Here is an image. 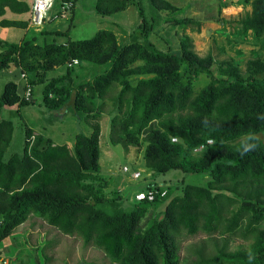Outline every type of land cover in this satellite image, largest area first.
Masks as SVG:
<instances>
[{
  "label": "trees",
  "instance_id": "16d2710c",
  "mask_svg": "<svg viewBox=\"0 0 264 264\" xmlns=\"http://www.w3.org/2000/svg\"><path fill=\"white\" fill-rule=\"evenodd\" d=\"M130 3L95 0L94 9L111 15ZM136 4L140 22L132 35L142 37L145 44L136 40L118 45L109 29L89 38L44 40V44L35 35L20 42L0 38V69L9 63L15 67L14 78L4 83L0 93V109L24 105L27 82L19 78L22 73L30 83H38L55 67L74 59L78 66L105 65L93 82L77 83L70 76L71 67L63 76L49 78L42 92L43 105L50 112L67 107L76 118L94 120L102 114L97 98H104L117 81L110 142L142 147L144 168L152 174L179 169L210 178L205 184L186 183L177 194L170 191L174 185L155 183L167 190L163 198L133 199L129 205L106 210L103 206L115 203L118 196L107 197L104 190L107 181L99 170L97 121L89 135L76 134L74 153L66 143L55 144L31 128L25 127L17 141L14 121L0 115V241L32 212L61 232L78 234L86 244L100 247L118 264H264V143L243 157L236 150L242 133L264 134V120L258 119L264 115V77L213 76L208 67L192 61L187 35L175 51L157 48L148 38L159 14L155 11L172 12L175 7L166 0ZM29 7L24 0H0V15L5 8L29 13ZM165 22L182 29L200 26L199 20L190 17H168ZM27 24V20L0 21L2 26ZM238 24L243 33L264 32V0H253L251 11ZM162 59L174 60L182 69L156 71V66L164 67L158 62ZM131 73L152 75L131 80ZM202 73L210 79L197 91L195 81ZM208 139L215 143L208 144ZM200 145L204 146L198 155L189 153ZM150 187L151 183L135 191ZM162 200V216L146 222L150 209ZM180 234L213 237L216 252L205 255L201 247L193 250L194 258L181 259L176 239ZM235 238L253 240L255 254L246 258L226 253L228 242Z\"/></svg>",
  "mask_w": 264,
  "mask_h": 264
},
{
  "label": "rangeland",
  "instance_id": "374dc122",
  "mask_svg": "<svg viewBox=\"0 0 264 264\" xmlns=\"http://www.w3.org/2000/svg\"><path fill=\"white\" fill-rule=\"evenodd\" d=\"M26 1L30 2V0ZM60 1L56 0L54 9L50 11L51 15H54L49 20H53V25H51V22L47 23L46 26L44 24L40 33H43L48 25L49 28H56L55 30L61 31L58 35L54 33L50 37L47 36L45 41L89 38L100 29H109L114 32L118 45L136 40L141 41L143 44L147 42L142 37L135 38L132 35V31L140 22L136 4L138 0H131L129 6L123 11L111 15L98 14L94 9L95 0H69L73 2L74 7L69 13L64 14L58 9ZM166 1L171 3L175 9L172 12L168 10L155 11L159 14L153 32L148 37L150 42L157 48L163 51H175L179 49L181 37L187 35L191 40L192 61L197 65L208 67L213 76L232 79L235 76L246 77L251 74L259 78L264 77V32L260 35L252 30L243 33L238 24V20L251 11L253 0ZM142 2H145V0H142ZM168 17L194 18L200 21V26L199 29H195V27L197 28L196 25H189L185 29L175 25L171 26L170 23L165 22ZM38 41H40L39 44H44V40ZM71 62L72 60L63 66L55 67L47 76H44L46 79L42 82L30 83L27 75L19 76L21 80L24 78L28 87H30L29 95L22 94L25 99L24 105L20 106L19 109H0L2 117L14 121L17 141L21 138L22 130L25 127L31 128L35 134L40 132L45 137L52 138V140L59 143L68 139L69 148L76 153L77 150L74 148L76 134L82 132L89 135L92 131L91 124L97 121L100 131L98 164L100 173L104 175L107 181L104 190L107 197L114 194L118 196L115 203H108L103 206L106 210H115L119 205L120 208L129 205L131 202L129 199L132 198L134 191L142 188L145 180L147 184L151 183L152 185H155V183L157 185L161 183L163 186L174 185L175 188L170 189L173 194L180 193L186 183H206L210 175L205 173L184 172L179 169H171L155 174L150 171L147 172L144 168L142 147L129 146L126 148L120 143L112 144L110 142L108 137L110 117L115 112L113 98L119 88L117 81L113 83L115 87H109L104 98H97L96 103L102 105L100 108L102 114L94 120L84 121L76 118L72 112H69L67 107L60 111L50 112L47 110L42 103V92L47 83L46 80L63 76L68 70L67 67H71L70 76L75 78L77 83L81 81L93 82L94 75L104 71L106 67L105 65H96L89 62L79 64V66L76 63L70 65ZM158 62L162 63L164 67L156 66V71H160L158 69L163 70L165 67L177 68L178 71L182 69V66H177L174 60L162 59ZM7 67H11V73L7 72ZM7 67L0 69V93L3 90L4 83L14 78V65L9 63ZM151 75L152 73L143 75L131 73L129 78L134 80ZM209 79L206 74H200L199 79L195 81V89L197 91L201 89ZM187 113L188 111L182 112L184 115ZM189 113L192 112L189 111ZM257 134L261 136V141L264 143L263 132ZM200 152L201 149L189 151L193 155H198ZM123 165L139 167L143 170L141 176L131 179L129 175L122 171ZM164 206L165 201L162 200L161 203L151 208L146 222L154 217H161ZM213 236L219 238L217 234ZM212 238L203 234L178 235L176 239L181 259L194 258L196 254L193 250L201 247L205 255H213L216 252V245ZM253 243L251 239L235 238L228 242L226 253L250 258L255 254ZM0 248V255L6 256L11 264H118L111 261L100 247L92 243L86 244L78 234L70 235L61 232L32 212L27 215L21 224L12 229L10 235L0 241Z\"/></svg>",
  "mask_w": 264,
  "mask_h": 264
},
{
  "label": "built area",
  "instance_id": "2783aa9c",
  "mask_svg": "<svg viewBox=\"0 0 264 264\" xmlns=\"http://www.w3.org/2000/svg\"><path fill=\"white\" fill-rule=\"evenodd\" d=\"M56 4V0H31L30 7H29V17H28V23L29 26L34 28L35 30H40L43 28L44 24L48 22L51 18V10L54 9ZM74 7V4L72 1L69 0H61L59 2V11L62 13H69V11ZM56 16V15H55ZM54 17V16H53ZM78 61L74 59L71 64L77 63ZM21 76H25L24 73L21 74ZM26 95H29L30 93V87H28L26 83V89L24 92ZM34 139V135H32L29 140L32 142ZM173 141H176V138H172ZM209 141H212L211 139L207 140V143ZM204 145L198 146L197 150L201 149ZM122 171L129 175L131 179H136L141 176V173L143 170L136 168L132 169L128 165H123L122 166ZM153 187L147 188L145 190H138L135 191L132 198L130 200H135V201H142V200H147V201H153L156 197L163 198L167 190L165 188H158L152 185ZM0 264H11L9 259L6 257H0Z\"/></svg>",
  "mask_w": 264,
  "mask_h": 264
},
{
  "label": "crops",
  "instance_id": "0c3cea01",
  "mask_svg": "<svg viewBox=\"0 0 264 264\" xmlns=\"http://www.w3.org/2000/svg\"><path fill=\"white\" fill-rule=\"evenodd\" d=\"M24 1H26V0H24ZM27 3L30 5L31 0H30V2H27ZM56 11H57V9H56ZM24 14H25V16H23ZM28 17H29L28 11L14 12V11H11L9 8H5L4 12L0 15V21L4 20V19H6V20H27V23H28ZM52 21L46 22L45 26L47 25V23H50V22L52 23L51 25H53ZM31 28L32 27L29 26V23L27 24L26 27L2 26V25H0V38L2 40H6L8 42H20V40L24 37H29V36L35 35L37 40H45V38L47 36L50 37L51 35H54V33L61 31V30H55L56 28H49V25H48V27L45 29V31L40 34L39 30H35L33 28H32L33 29L32 30ZM32 31H34V32H32ZM56 35H58V34L56 33ZM65 41H66V39L62 40V41H58V42H65ZM1 50H3L2 47H0V51ZM58 67H60V66H58ZM10 70H11V67H7V72L11 73L12 70L11 71ZM4 108H9V110H12L11 108H16V106H10V107L6 106ZM38 133H40V132H38ZM51 140H52V138H51ZM52 142H54L55 144L66 143L68 145L69 141H68V139H65V140L61 141V143H59L58 141H55V140H52ZM130 167L132 168L133 166H130ZM133 181H135V180H133ZM146 184H147V182L145 180V184L140 189L145 188ZM2 242L4 243V241H2ZM0 251H1V248H0ZM0 257H6V256H4V255L2 256V254H1Z\"/></svg>",
  "mask_w": 264,
  "mask_h": 264
},
{
  "label": "clouds",
  "instance_id": "9594fccd",
  "mask_svg": "<svg viewBox=\"0 0 264 264\" xmlns=\"http://www.w3.org/2000/svg\"><path fill=\"white\" fill-rule=\"evenodd\" d=\"M258 119L264 120V115L258 116ZM175 142V141H173ZM210 144H214L215 141H209ZM261 143V136L254 132H246L242 133L238 138V147L237 151L239 152L240 156L243 157L250 151H254L257 147L260 146ZM166 178V177H162Z\"/></svg>",
  "mask_w": 264,
  "mask_h": 264
}]
</instances>
